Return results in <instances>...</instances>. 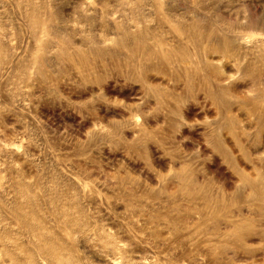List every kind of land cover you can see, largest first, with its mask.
Listing matches in <instances>:
<instances>
[{
	"label": "rangeland",
	"instance_id": "rangeland-1",
	"mask_svg": "<svg viewBox=\"0 0 264 264\" xmlns=\"http://www.w3.org/2000/svg\"><path fill=\"white\" fill-rule=\"evenodd\" d=\"M0 264H264V0H0Z\"/></svg>",
	"mask_w": 264,
	"mask_h": 264
},
{
	"label": "bare ground",
	"instance_id": "bare-ground-1",
	"mask_svg": "<svg viewBox=\"0 0 264 264\" xmlns=\"http://www.w3.org/2000/svg\"><path fill=\"white\" fill-rule=\"evenodd\" d=\"M248 185H250V184H248Z\"/></svg>",
	"mask_w": 264,
	"mask_h": 264
}]
</instances>
